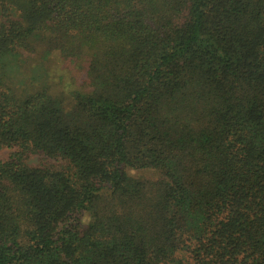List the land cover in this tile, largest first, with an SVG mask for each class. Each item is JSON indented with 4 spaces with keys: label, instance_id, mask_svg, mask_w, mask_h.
Wrapping results in <instances>:
<instances>
[{
    "label": "trees",
    "instance_id": "16d2710c",
    "mask_svg": "<svg viewBox=\"0 0 264 264\" xmlns=\"http://www.w3.org/2000/svg\"><path fill=\"white\" fill-rule=\"evenodd\" d=\"M3 150L0 264H264V0H0Z\"/></svg>",
    "mask_w": 264,
    "mask_h": 264
},
{
    "label": "rangeland",
    "instance_id": "374dc122",
    "mask_svg": "<svg viewBox=\"0 0 264 264\" xmlns=\"http://www.w3.org/2000/svg\"><path fill=\"white\" fill-rule=\"evenodd\" d=\"M8 156V151L7 150H3L0 151V160H5ZM37 157L36 156H32L31 159H29V163L30 164H35L37 162Z\"/></svg>",
    "mask_w": 264,
    "mask_h": 264
}]
</instances>
